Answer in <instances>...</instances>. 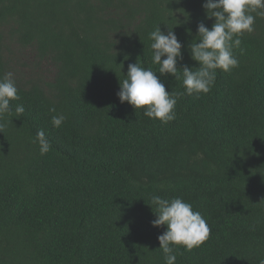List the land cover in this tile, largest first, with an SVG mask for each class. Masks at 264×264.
<instances>
[{"label": "trees", "instance_id": "trees-1", "mask_svg": "<svg viewBox=\"0 0 264 264\" xmlns=\"http://www.w3.org/2000/svg\"><path fill=\"white\" fill-rule=\"evenodd\" d=\"M204 3L0 0V77L11 72L20 97L0 119V264H165L153 195L182 198L211 229L199 247L175 249L176 264H261L264 17L233 49L238 67L218 70L209 93L180 96L173 121L116 95L137 60L167 92L184 91L160 75L148 37L172 30L177 69L197 68V26L215 22ZM50 107L67 117L59 128Z\"/></svg>", "mask_w": 264, "mask_h": 264}, {"label": "clouds", "instance_id": "clouds-1", "mask_svg": "<svg viewBox=\"0 0 264 264\" xmlns=\"http://www.w3.org/2000/svg\"><path fill=\"white\" fill-rule=\"evenodd\" d=\"M207 19H214L211 29L203 23L197 26V35L190 45L191 59L198 64L195 69L185 66L178 70V59L182 58V45L172 30L162 33L157 27L149 33L152 41V63L159 65L160 75L168 74L182 80L183 92L169 93L151 68H144L137 62L128 65L127 76L120 82L117 97L120 103H127L133 109L142 110L143 115L162 124L173 121L176 117L175 106L182 95L196 96L207 94L214 86L217 71L230 72L238 67L239 61L233 49L240 48L245 33L254 31L256 17H264V0H205L202 5ZM252 13H255L253 15ZM196 41H199L198 43ZM163 57V59H162ZM13 74L8 72L0 77V119L12 112L11 102L19 100ZM51 124L59 128L66 120L63 113H57L50 107ZM15 113L20 116L24 107L17 105ZM3 124H0V128ZM34 143L39 153L46 154L51 149L44 130L36 133ZM150 207L155 219L152 226L165 227L158 236L159 249L165 264H176L175 249L191 251L199 247L210 236L211 229L199 211H194L190 203L180 197L165 198L153 195ZM264 264V260L261 261Z\"/></svg>", "mask_w": 264, "mask_h": 264}]
</instances>
